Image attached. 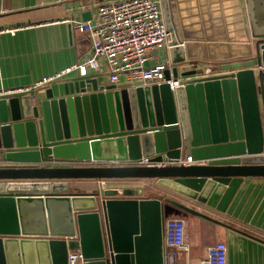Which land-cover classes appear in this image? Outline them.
<instances>
[{"label":"water","instance_id":"1","mask_svg":"<svg viewBox=\"0 0 264 264\" xmlns=\"http://www.w3.org/2000/svg\"><path fill=\"white\" fill-rule=\"evenodd\" d=\"M160 2L168 56L184 61L172 0ZM249 4L252 58L209 75L181 72L174 89L76 76L44 86L43 94L0 95V180H54L44 193L0 192V264H68L74 249L84 264H175L163 241L166 218H210L167 196L102 198L56 180L155 178L224 208L245 176H264V0ZM185 152L195 163H156ZM142 158L148 163H135Z\"/></svg>","mask_w":264,"mask_h":264},{"label":"crops","instance_id":"2","mask_svg":"<svg viewBox=\"0 0 264 264\" xmlns=\"http://www.w3.org/2000/svg\"><path fill=\"white\" fill-rule=\"evenodd\" d=\"M97 1L101 0H0V92L32 86L91 54L90 35L78 32L73 23L94 22ZM249 3L252 0H172L187 59L200 66L212 64L218 72L223 64L252 58L255 37ZM97 76L100 83H110L104 68ZM37 89L43 94L45 87ZM133 179L157 183L135 197H163L160 186L178 193L156 179ZM94 181L71 179V189L66 190L93 192ZM199 203L204 207L198 210L210 218L191 213L182 216L188 248H166L175 253V264H204L209 248L220 241L227 244L228 264H264V176H245L227 204H221L224 208Z\"/></svg>","mask_w":264,"mask_h":264},{"label":"built area","instance_id":"3","mask_svg":"<svg viewBox=\"0 0 264 264\" xmlns=\"http://www.w3.org/2000/svg\"><path fill=\"white\" fill-rule=\"evenodd\" d=\"M96 3L94 22L86 19L76 20L73 23L78 32L90 35L91 54L50 74L32 86L14 92L32 91L41 86L76 76L98 77L97 74L103 68L108 74L110 84L123 81L128 84L142 85L167 82L172 89L184 78L181 72L201 69L203 75L215 73L216 69L212 64L200 66L199 63L189 59L178 63L171 61L168 56V41L171 38V32L164 20L160 0H115L111 2L101 0ZM8 30L14 31L15 29ZM164 46L167 54L164 60H157L153 49H162ZM179 66H182L181 71ZM174 67L178 69V76L174 75ZM166 70L170 71L169 78L166 77ZM14 92H0V95ZM106 163L109 162L100 164ZM135 163L145 164L148 163V159L142 158ZM156 163L190 165L195 161L190 152H185L178 158ZM105 179L109 178L97 180L104 181ZM186 239L185 218L178 215L167 217L163 233L164 246L186 249L188 248ZM209 250L208 258L202 261L204 264H228L225 242H217ZM84 261L79 249L69 251L68 264H84Z\"/></svg>","mask_w":264,"mask_h":264},{"label":"rangeland","instance_id":"4","mask_svg":"<svg viewBox=\"0 0 264 264\" xmlns=\"http://www.w3.org/2000/svg\"><path fill=\"white\" fill-rule=\"evenodd\" d=\"M153 52L156 54L157 60H164L165 55L167 54V49L164 46L162 49L155 48ZM179 70H182V66H179ZM2 159L0 160V162ZM155 179V178H152ZM66 179L56 180L58 182H64ZM157 180V179H156ZM55 181V182H56ZM134 181H138L134 184ZM146 180H139L133 178H109L105 179L104 181H100L95 179V187L93 188V192H96L100 197L101 196H108V197H135L136 195L133 192L137 191V193L144 191L143 189L146 188L149 190L151 187L150 185H156V181H146ZM54 182L53 179H1L0 180V192H23V193H44L42 191L45 190L49 191L52 190L49 187ZM142 182H145L144 184ZM155 182V183H154ZM146 190V191H147ZM89 192L85 189H74L72 192ZM144 191V192H146ZM91 192V193H93ZM150 192H147V195ZM144 194V193H143ZM153 194V193H152ZM149 197V196H148ZM152 197V196H151ZM190 224V223H189Z\"/></svg>","mask_w":264,"mask_h":264},{"label":"bare ground","instance_id":"5","mask_svg":"<svg viewBox=\"0 0 264 264\" xmlns=\"http://www.w3.org/2000/svg\"><path fill=\"white\" fill-rule=\"evenodd\" d=\"M73 179H79V178H73ZM70 180L71 179H66L65 183H64V188H66L67 190L71 189L70 188ZM160 187L163 189V192H159V193H162V194H164L167 197L174 198L175 200L180 201V202H182V203H184V204H186L188 206L194 207L196 209H199L198 206L204 207L201 203L195 201L194 199H192V198H190L188 196L180 195L179 193H176L174 191H170L168 189H165L162 186H160ZM49 189H50V187H49ZM139 193H143V191L139 192ZM139 193H137V191L135 193L133 192V194H139Z\"/></svg>","mask_w":264,"mask_h":264}]
</instances>
